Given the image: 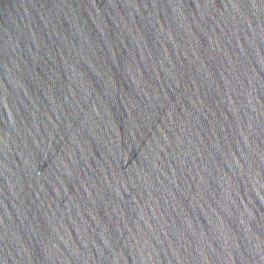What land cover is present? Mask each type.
Segmentation results:
<instances>
[{"label":"water","instance_id":"95a60500","mask_svg":"<svg viewBox=\"0 0 264 264\" xmlns=\"http://www.w3.org/2000/svg\"><path fill=\"white\" fill-rule=\"evenodd\" d=\"M0 264H264V0H0Z\"/></svg>","mask_w":264,"mask_h":264}]
</instances>
